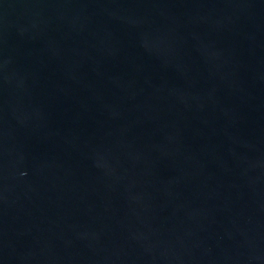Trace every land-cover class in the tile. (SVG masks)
<instances>
[{"label": "water", "instance_id": "obj_1", "mask_svg": "<svg viewBox=\"0 0 264 264\" xmlns=\"http://www.w3.org/2000/svg\"><path fill=\"white\" fill-rule=\"evenodd\" d=\"M0 264H264V0H0Z\"/></svg>", "mask_w": 264, "mask_h": 264}]
</instances>
